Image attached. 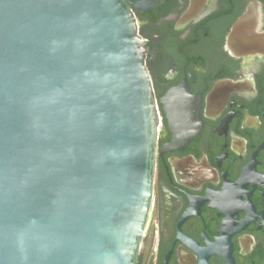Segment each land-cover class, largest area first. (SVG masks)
Here are the masks:
<instances>
[{"label":"water","instance_id":"water-1","mask_svg":"<svg viewBox=\"0 0 264 264\" xmlns=\"http://www.w3.org/2000/svg\"><path fill=\"white\" fill-rule=\"evenodd\" d=\"M129 4L0 0V264H137L160 121Z\"/></svg>","mask_w":264,"mask_h":264},{"label":"flooded vegetation","instance_id":"flooded-vegetation-1","mask_svg":"<svg viewBox=\"0 0 264 264\" xmlns=\"http://www.w3.org/2000/svg\"><path fill=\"white\" fill-rule=\"evenodd\" d=\"M125 1L160 121L137 264H264V0Z\"/></svg>","mask_w":264,"mask_h":264}]
</instances>
